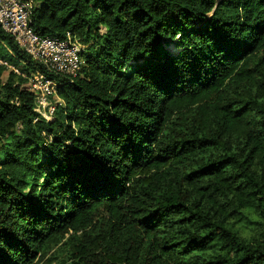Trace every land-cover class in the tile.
I'll use <instances>...</instances> for the list:
<instances>
[{"label": "trees", "instance_id": "trees-1", "mask_svg": "<svg viewBox=\"0 0 264 264\" xmlns=\"http://www.w3.org/2000/svg\"><path fill=\"white\" fill-rule=\"evenodd\" d=\"M30 26L82 65L0 26V264H264V0H35Z\"/></svg>", "mask_w": 264, "mask_h": 264}, {"label": "built area", "instance_id": "built-area-1", "mask_svg": "<svg viewBox=\"0 0 264 264\" xmlns=\"http://www.w3.org/2000/svg\"><path fill=\"white\" fill-rule=\"evenodd\" d=\"M35 0H0V26L34 60L54 74L74 76L80 70L82 45L68 31L63 38L40 36L30 26ZM0 64L9 65L0 59ZM27 88L35 95V111L40 118L51 119L55 110L57 83L44 73L29 77Z\"/></svg>", "mask_w": 264, "mask_h": 264}, {"label": "rangeland", "instance_id": "rangeland-1", "mask_svg": "<svg viewBox=\"0 0 264 264\" xmlns=\"http://www.w3.org/2000/svg\"><path fill=\"white\" fill-rule=\"evenodd\" d=\"M168 47L172 49L173 48V44H170Z\"/></svg>", "mask_w": 264, "mask_h": 264}, {"label": "crops", "instance_id": "crops-1", "mask_svg": "<svg viewBox=\"0 0 264 264\" xmlns=\"http://www.w3.org/2000/svg\"><path fill=\"white\" fill-rule=\"evenodd\" d=\"M3 61V60H2ZM6 62V61H5ZM7 63V62H6Z\"/></svg>", "mask_w": 264, "mask_h": 264}]
</instances>
